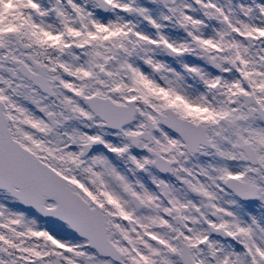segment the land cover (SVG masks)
<instances>
[{"label": "snow or ice", "instance_id": "obj_1", "mask_svg": "<svg viewBox=\"0 0 264 264\" xmlns=\"http://www.w3.org/2000/svg\"><path fill=\"white\" fill-rule=\"evenodd\" d=\"M0 264H264V0H0Z\"/></svg>", "mask_w": 264, "mask_h": 264}]
</instances>
